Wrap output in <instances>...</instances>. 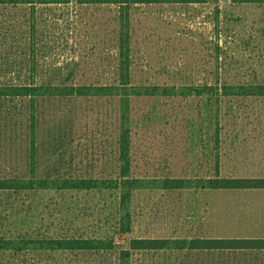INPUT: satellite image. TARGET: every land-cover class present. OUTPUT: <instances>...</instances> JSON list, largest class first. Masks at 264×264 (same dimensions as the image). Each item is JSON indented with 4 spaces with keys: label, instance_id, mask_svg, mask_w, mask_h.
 <instances>
[{
    "label": "rangeland",
    "instance_id": "1",
    "mask_svg": "<svg viewBox=\"0 0 264 264\" xmlns=\"http://www.w3.org/2000/svg\"><path fill=\"white\" fill-rule=\"evenodd\" d=\"M144 7L132 21V82L166 86L173 94L131 99L129 175L139 188L124 209L116 190L53 188L63 179L108 185L118 178L116 99L39 102L34 173L28 103L0 99V178L35 177L51 187L0 191V264H264V251L190 248L195 238L244 234L245 192L200 186L217 167L220 177H264V97L192 93L189 86L206 82L205 68L212 70L207 82H215L216 49L204 47L201 38L210 37L209 29L199 20L190 23L192 33L180 25L174 29L171 8L165 6L162 14L160 7ZM113 9L40 6L36 54L45 74H38L36 82L113 83L116 49L108 35ZM235 11L246 18L245 27L236 26L235 40L220 37L228 49L219 51V82H264V12L255 7ZM14 16L28 19L29 9L0 6V83L25 81L13 72L29 51L21 43L26 32L15 45L19 38L9 29ZM57 67L64 76L49 70ZM21 104L25 109L15 110ZM171 178L182 179L184 188H163ZM128 224L130 231L124 232ZM53 237L102 239L104 248H43L44 239ZM134 239H163L166 246L132 249Z\"/></svg>",
    "mask_w": 264,
    "mask_h": 264
},
{
    "label": "trees",
    "instance_id": "2",
    "mask_svg": "<svg viewBox=\"0 0 264 264\" xmlns=\"http://www.w3.org/2000/svg\"><path fill=\"white\" fill-rule=\"evenodd\" d=\"M73 3L79 7L106 6L110 9L112 6L114 15V25L108 35L112 36L116 49V63L114 70L113 83L103 84H79L65 85L53 84L49 82H36L38 74H45L39 71L37 63L36 49H39V28L37 25L38 8L40 6H64ZM228 4V7L225 6ZM0 6L19 9L27 7L30 16L28 19L14 16L13 23L10 25V33L13 38L18 37L20 43L27 34V41L21 42L22 48L29 49L26 53L24 63L18 64L19 67L13 72L17 76H24L23 82H4L0 83V99H10V101H27L29 115V128L31 132V172L35 164V131L39 121L38 109L39 102L56 99H77L88 97H109L116 99L118 113V133L115 139L117 158L119 162V176L116 180H110L108 185H100L99 181L92 179H63L61 184H54L53 188L63 190H92L104 188L107 190L118 191L120 204L124 209L130 202L132 192L139 188L137 180L130 177V143L131 129L130 122V103L133 97L138 96H170L173 93L166 86L158 85H135L132 82V61L130 49H132L133 27L132 21L134 14L141 6L144 8H161L163 14L165 6L174 13L175 19H169V23L176 29L180 25L181 30H187L192 33L194 27L190 23L196 24L199 20L204 29L210 32V37L202 35L204 47L207 49H216L214 58L216 67L213 69L215 82H207L212 70H207L205 74L206 82L198 84L190 90L196 95L214 94L219 97L244 98V97H264V82L260 83H231L219 82L220 74L223 68L219 67L220 49H228L226 42H220L221 36H232L235 40L238 36L236 26L245 27L246 18L235 10L243 7L260 8L264 12V0H227L221 3L220 0H0ZM162 19V18H161ZM198 22V23H199ZM184 23V24H183ZM26 25V27H25ZM182 26V27H181ZM198 29V27H197ZM258 31V29H257ZM264 32V26L262 27ZM230 36V37H231ZM244 45L245 39H241ZM112 42V43H113ZM236 47V46H235ZM238 47V46H237ZM50 71H61L64 76V70L57 67L49 69ZM48 70V71H49ZM49 71V72H50ZM67 78V76H66ZM16 105L13 107V109ZM24 110V105L15 108V110ZM34 176V175H33ZM55 182V181H54ZM203 188L210 189H249L264 188V177H220L218 167L216 175L205 181ZM163 188L180 189L184 188L182 179L171 178L163 182ZM50 187L47 180L29 178H0V191L5 190H46ZM130 231V225H126L124 232ZM43 248L49 250H94L103 249L102 239L82 238V237H53L44 239ZM112 246V245H110ZM166 246V240L163 239H134L131 241L132 249H163ZM191 249L206 250H232V249H264V240L249 239H231V238H195L190 240ZM128 251H126L127 253Z\"/></svg>",
    "mask_w": 264,
    "mask_h": 264
},
{
    "label": "crops",
    "instance_id": "3",
    "mask_svg": "<svg viewBox=\"0 0 264 264\" xmlns=\"http://www.w3.org/2000/svg\"><path fill=\"white\" fill-rule=\"evenodd\" d=\"M235 190L245 192L246 206L244 234H239L234 239L264 240V188ZM253 250L264 251V249Z\"/></svg>",
    "mask_w": 264,
    "mask_h": 264
}]
</instances>
